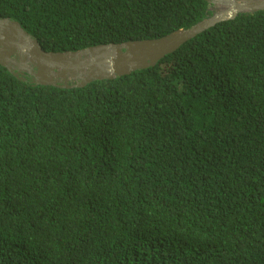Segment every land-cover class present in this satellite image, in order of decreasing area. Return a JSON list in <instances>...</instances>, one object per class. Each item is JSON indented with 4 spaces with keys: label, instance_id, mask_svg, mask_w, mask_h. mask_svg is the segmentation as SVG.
Segmentation results:
<instances>
[{
    "label": "trees",
    "instance_id": "obj_1",
    "mask_svg": "<svg viewBox=\"0 0 264 264\" xmlns=\"http://www.w3.org/2000/svg\"><path fill=\"white\" fill-rule=\"evenodd\" d=\"M211 14L206 0H0L52 52ZM0 264H264V10L80 88L0 65Z\"/></svg>",
    "mask_w": 264,
    "mask_h": 264
},
{
    "label": "water",
    "instance_id": "obj_2",
    "mask_svg": "<svg viewBox=\"0 0 264 264\" xmlns=\"http://www.w3.org/2000/svg\"><path fill=\"white\" fill-rule=\"evenodd\" d=\"M212 14L189 28L152 39L89 46L75 51L43 50L16 20L0 18V65L32 85L80 88L154 66L190 39L239 12L264 10V0H206Z\"/></svg>",
    "mask_w": 264,
    "mask_h": 264
},
{
    "label": "rangeland",
    "instance_id": "obj_3",
    "mask_svg": "<svg viewBox=\"0 0 264 264\" xmlns=\"http://www.w3.org/2000/svg\"><path fill=\"white\" fill-rule=\"evenodd\" d=\"M210 9L212 10L213 8H212V7H210Z\"/></svg>",
    "mask_w": 264,
    "mask_h": 264
}]
</instances>
